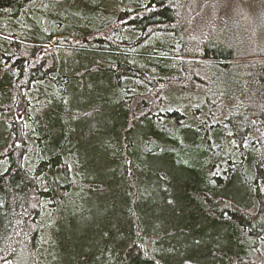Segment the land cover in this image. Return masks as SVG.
Returning <instances> with one entry per match:
<instances>
[{"label": "trees", "instance_id": "trees-1", "mask_svg": "<svg viewBox=\"0 0 264 264\" xmlns=\"http://www.w3.org/2000/svg\"><path fill=\"white\" fill-rule=\"evenodd\" d=\"M260 259L263 0H0V264Z\"/></svg>", "mask_w": 264, "mask_h": 264}, {"label": "rangeland", "instance_id": "rangeland-1", "mask_svg": "<svg viewBox=\"0 0 264 264\" xmlns=\"http://www.w3.org/2000/svg\"><path fill=\"white\" fill-rule=\"evenodd\" d=\"M257 3L260 0H256ZM264 2V0H263ZM232 12V16L230 18H228L226 23H222L219 21V19H215V24H212L211 26L216 28L218 30V32L214 35L216 39H223V38H227L226 41L228 42H234L237 39V36L235 33H231L232 30H234L235 28H237L238 26H242L240 24H237V15L241 14V12H239L237 9H235L234 5H232V9L231 10H227L225 8H221L219 10H217V13L222 15L224 12ZM247 14V13H245ZM196 93V92H195ZM174 99H176V102H178V105L181 107L182 112L186 115V117L193 121L196 120L198 121H202L203 119H205L207 116H209L210 114L214 115L215 114V108L209 109L211 106L210 104H208V102H212L213 100V94L211 93L209 96H205L203 95L202 99L199 100V98H196V96H181L182 99H178L173 97ZM174 100L173 99H169V101L167 102L166 106L168 107L169 110L172 109L171 107V103H173ZM165 110V109H164ZM182 120H180L179 123H181ZM216 122L221 126V129L219 127L220 134L218 136V138H220V149L218 150L219 152H217V154L214 157V160L210 161L211 164H214L216 170L217 167H219L218 170H220V172H222L227 163L228 158L231 155V148H232V140H230L229 138H227L226 136V127H225V123L224 120L219 121L218 117H216ZM197 156H200L201 159L204 157V154H196ZM185 157H191V151L187 152L185 155ZM222 168V169H221ZM260 262H262L264 264V260L260 259Z\"/></svg>", "mask_w": 264, "mask_h": 264}, {"label": "water", "instance_id": "water-1", "mask_svg": "<svg viewBox=\"0 0 264 264\" xmlns=\"http://www.w3.org/2000/svg\"><path fill=\"white\" fill-rule=\"evenodd\" d=\"M63 40H67V37H64V38H62ZM56 41H57V38H54L52 41H51V46H50V48L51 47H53V45L56 43ZM40 55H42V53H40Z\"/></svg>", "mask_w": 264, "mask_h": 264}]
</instances>
